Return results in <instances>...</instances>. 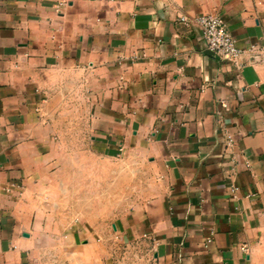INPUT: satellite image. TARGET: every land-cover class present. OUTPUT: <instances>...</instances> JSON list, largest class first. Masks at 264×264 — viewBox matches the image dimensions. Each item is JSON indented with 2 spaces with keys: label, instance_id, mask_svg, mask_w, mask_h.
Instances as JSON below:
<instances>
[{
  "label": "crops",
  "instance_id": "crops-1",
  "mask_svg": "<svg viewBox=\"0 0 264 264\" xmlns=\"http://www.w3.org/2000/svg\"><path fill=\"white\" fill-rule=\"evenodd\" d=\"M199 14L264 44V0H0V264H264V56Z\"/></svg>",
  "mask_w": 264,
  "mask_h": 264
},
{
  "label": "built area",
  "instance_id": "built-area-1",
  "mask_svg": "<svg viewBox=\"0 0 264 264\" xmlns=\"http://www.w3.org/2000/svg\"><path fill=\"white\" fill-rule=\"evenodd\" d=\"M178 20L184 24H195L207 49L224 59L236 61L246 50L264 56V44L251 45L247 49L242 48L237 38L227 30L222 18L217 15L199 14L192 20L186 15H180ZM221 106L227 107L225 102H221ZM231 140L232 136L229 137V142ZM236 189L234 187L232 191H236Z\"/></svg>",
  "mask_w": 264,
  "mask_h": 264
},
{
  "label": "rangeland",
  "instance_id": "rangeland-1",
  "mask_svg": "<svg viewBox=\"0 0 264 264\" xmlns=\"http://www.w3.org/2000/svg\"><path fill=\"white\" fill-rule=\"evenodd\" d=\"M115 260V259H114ZM112 261H113V258H112ZM106 264H117L116 262H109V260L107 261V263ZM121 264H124V263H121Z\"/></svg>",
  "mask_w": 264,
  "mask_h": 264
}]
</instances>
